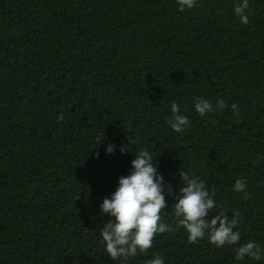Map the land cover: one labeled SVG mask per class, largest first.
<instances>
[{
  "label": "trees",
  "instance_id": "trees-1",
  "mask_svg": "<svg viewBox=\"0 0 264 264\" xmlns=\"http://www.w3.org/2000/svg\"><path fill=\"white\" fill-rule=\"evenodd\" d=\"M235 3L0 0V264H120L103 250L99 205L141 149L172 186L166 223L178 169L189 170L214 193L210 215L236 210L240 242L261 255L237 260L236 245L189 243L180 228L128 264L154 253L165 264H264V0H249L247 24ZM196 96L225 108L200 116ZM172 101L190 120L179 133L166 123ZM109 143L127 150L109 154Z\"/></svg>",
  "mask_w": 264,
  "mask_h": 264
},
{
  "label": "clouds",
  "instance_id": "clouds-1",
  "mask_svg": "<svg viewBox=\"0 0 264 264\" xmlns=\"http://www.w3.org/2000/svg\"><path fill=\"white\" fill-rule=\"evenodd\" d=\"M196 4L197 0H176L177 10L181 12L194 8ZM232 11L241 24L249 22V0H236ZM193 107L200 116H205L223 110L225 102L218 99L214 106L209 99L196 96L193 97ZM230 107L234 113H238L236 103ZM169 113L166 123L174 132H182L190 123L189 117L181 113L175 101L170 103ZM117 150L124 154L127 146L115 143L105 146L109 154ZM154 159L148 150L136 151L131 160L130 173L119 177L115 190L110 196L104 197L99 205L100 214L108 217L106 222L101 221L103 227L99 229V235L103 250L110 258L119 260L120 264H128L131 258L153 246L155 234L180 228L187 233L189 243H196L206 237L216 247L236 245L233 252L237 260L260 258V246L255 241L249 239L240 242L239 213L233 210L229 216L224 211H217L210 215V210L219 208L213 198L214 193L200 176L190 175L189 170L185 172L178 169L182 186L178 188L175 203L171 205L174 223H166L161 211L165 210L167 203L165 193H170L172 186L158 171ZM246 189L247 185L241 179H236L232 185V190L242 192L245 198L250 195ZM145 264H165V261L158 253H154Z\"/></svg>",
  "mask_w": 264,
  "mask_h": 264
}]
</instances>
